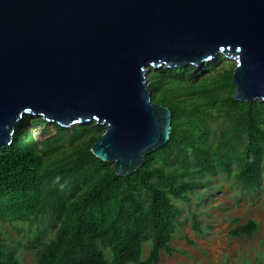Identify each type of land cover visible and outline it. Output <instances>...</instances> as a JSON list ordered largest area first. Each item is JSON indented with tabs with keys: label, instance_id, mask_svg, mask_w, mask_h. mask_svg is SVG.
I'll list each match as a JSON object with an SVG mask.
<instances>
[{
	"label": "water",
	"instance_id": "water-1",
	"mask_svg": "<svg viewBox=\"0 0 264 264\" xmlns=\"http://www.w3.org/2000/svg\"><path fill=\"white\" fill-rule=\"evenodd\" d=\"M236 60L234 98L264 100V0H0V150L26 113L95 119L92 152L129 175L170 137L153 67Z\"/></svg>",
	"mask_w": 264,
	"mask_h": 264
},
{
	"label": "trees",
	"instance_id": "trees-1",
	"mask_svg": "<svg viewBox=\"0 0 264 264\" xmlns=\"http://www.w3.org/2000/svg\"><path fill=\"white\" fill-rule=\"evenodd\" d=\"M198 69L187 64L148 71L152 100L171 108L170 137L129 175L116 173L91 150L104 124L65 128L53 122L57 133L38 140L24 125L34 114L26 113L16 123L12 142L0 150V216L53 218L54 236L44 241L40 233L35 237L34 264H161V251L175 249L171 240L182 209L174 198L190 201L197 175L230 172L235 166L243 188L259 185L264 174V102L234 98V67L189 80ZM213 108L231 124L215 144L209 142L205 117ZM34 121L50 123L40 115ZM176 161L183 169L172 166ZM232 221V235H251L258 228L252 218ZM192 226L201 230L196 214ZM145 242L150 243L146 256ZM0 264H20L1 231Z\"/></svg>",
	"mask_w": 264,
	"mask_h": 264
},
{
	"label": "rangeland",
	"instance_id": "rangeland-1",
	"mask_svg": "<svg viewBox=\"0 0 264 264\" xmlns=\"http://www.w3.org/2000/svg\"><path fill=\"white\" fill-rule=\"evenodd\" d=\"M218 57L208 63L207 68L203 65L197 71L188 75L189 80L197 81L202 76L214 75L225 68L234 67L236 60L227 56ZM162 65L156 69L164 67ZM258 100V99H256ZM264 102V100H262ZM212 115L207 118L211 135L209 142L215 144L225 134L230 121L226 116H217L216 109H212ZM35 114L25 121L24 125L34 131L36 139L40 140L55 134L58 128L50 121L49 124H34ZM88 122L100 124L95 119ZM87 123V122H85ZM74 124L65 128H72ZM44 127H46L44 129ZM241 147V144L239 145ZM173 167L183 169L181 163L176 161ZM169 167V165H166ZM235 166L232 171H218L197 175L198 185L189 192L190 201L175 199L181 207L178 228L171 240L175 249L169 253L161 251V264H264V174L261 176L259 185L255 188H243L235 174ZM187 175L186 178H190ZM197 215L201 230L193 229V216ZM234 217L243 222L249 218L258 221V228L251 235H232L229 230L236 222ZM53 218L43 215L37 220L21 216H0V231L7 241L13 245L15 253L20 259V264H34L37 241L35 237L41 234V240H49L55 234ZM144 256L150 249V243L144 244Z\"/></svg>",
	"mask_w": 264,
	"mask_h": 264
}]
</instances>
